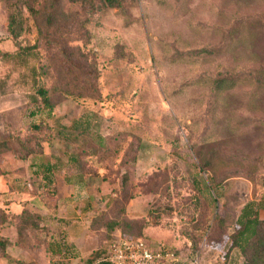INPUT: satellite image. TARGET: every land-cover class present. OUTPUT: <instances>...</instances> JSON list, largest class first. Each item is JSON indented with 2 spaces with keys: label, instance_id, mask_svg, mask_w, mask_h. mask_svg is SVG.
<instances>
[{
  "label": "rangeland",
  "instance_id": "374dc122",
  "mask_svg": "<svg viewBox=\"0 0 264 264\" xmlns=\"http://www.w3.org/2000/svg\"><path fill=\"white\" fill-rule=\"evenodd\" d=\"M6 15L7 4L0 1V53L38 43L39 59L30 65L45 63L46 44L29 15L17 41L9 37ZM87 28L89 45L80 39L72 44L94 54L101 99L67 100L50 119L29 116V69L0 54V141L23 137L31 121L46 119L53 140L45 145V160L85 149L110 166V180L87 178L74 203L61 204L54 216L33 191L32 160L0 157V192L11 201L2 205L9 225L0 228V237L10 240L9 255L36 264L52 258L57 264H87V255L108 247L119 231L97 223L93 236L86 232L82 250L69 251L79 261L51 258L42 248L50 231L66 240L63 226L70 219L88 225L81 212H71L76 203L107 211V219H127L126 237L142 236L184 257L197 255L202 264H244L237 251L226 256V245L243 206L264 199V0H126L120 8L97 11ZM62 127L71 129L63 133ZM124 173L120 204L107 210V194L121 187ZM59 187L60 196L69 193L61 182ZM200 199L211 211V225L215 218L225 229L197 234L191 227ZM24 208L40 213V224L49 228L46 234L23 232L29 247L15 245L16 217ZM143 220L149 227L141 231ZM85 231L75 232L81 237ZM217 235L221 241L212 242ZM94 264L107 262L102 257Z\"/></svg>",
  "mask_w": 264,
  "mask_h": 264
},
{
  "label": "trees",
  "instance_id": "16d2710c",
  "mask_svg": "<svg viewBox=\"0 0 264 264\" xmlns=\"http://www.w3.org/2000/svg\"><path fill=\"white\" fill-rule=\"evenodd\" d=\"M7 4V31L9 37L17 41L24 31L28 22L25 13L33 20L38 32L39 41L45 42L44 49L48 60L40 61L30 65V60H38L39 44L22 47L18 45L16 52H1L4 59L15 62L17 65L29 69L30 77L33 79V93L29 96V116L35 118L46 114L50 119L54 109L67 100H95L101 99L97 86L98 76L94 64V54L90 49L86 50L80 45H73L72 42L80 39L86 48L90 43V34L87 28L91 22V16L104 8H120L126 0H0ZM40 78L51 79L50 85L41 82ZM46 119L31 121L25 130L23 137L10 135L8 139L0 141V157L5 159L9 154L19 160H32L31 176L34 192L41 194L39 200L48 208L54 216L60 207L58 199L57 176H62L68 183L76 180L84 182L87 178L97 177L107 181L109 179L110 166L105 163L102 157H97L94 151L81 149L78 152L70 153L66 158L54 157L45 160V145L53 140L52 131L47 125ZM88 126V125H87ZM70 127H62L60 131L65 133ZM78 128V126H76ZM75 130V127L72 128ZM84 131H78L81 134ZM37 159L38 160L37 163ZM42 160V161H41ZM3 174L0 167V176ZM128 176L121 175V187L114 189L106 200L107 210L117 207L120 204L122 190L127 183ZM10 192V190H8ZM5 193L0 192V228L9 225L8 206L11 201L3 199ZM2 198V199H1ZM36 200L37 195L34 197ZM2 200V201H1ZM196 219L191 222V227L199 233L207 229L222 226L213 219L211 225V211L205 202L200 199ZM89 208V205H88ZM87 209V206H86ZM126 217V209H121ZM264 210V199L248 201L237 219L234 231L229 235L226 245V256L230 252L237 251L244 259V264H264V218H261L260 211ZM107 211L96 212L92 218L91 227L97 229V223L105 222L106 228L111 231H119L125 236L128 232L123 225H129L126 220L107 219ZM16 216H19L16 214ZM40 213H31L24 208L19 217H16V241L15 245L29 247L27 241L22 238L23 232H31L34 235L39 232L47 233V225H41ZM127 218V217H126ZM152 218L150 214V219ZM60 221V218H58ZM2 223V224H1ZM134 223H137L136 221ZM140 224L141 231L149 227V221L143 220ZM225 229L224 226H222ZM3 230V229H0ZM213 232V233H214ZM63 233V232H62ZM226 233V232H225ZM2 234V233H1ZM50 237L43 250L50 257L58 256L60 260H66L77 255H70L69 251L76 246L65 240L64 236L54 238L50 231ZM213 235V234H212ZM141 238L142 236H137ZM114 236L110 238L108 247L93 250L86 259L87 264H94L95 260L106 259L109 248L114 243ZM212 242H220L219 235L212 237ZM35 242V240H34ZM10 240L7 237H0V259H6L16 264H36L34 260H14L7 251ZM165 248L173 249L167 245ZM35 250L37 244L34 245ZM227 261V258H226ZM51 259L48 264H57ZM227 264V262H225Z\"/></svg>",
  "mask_w": 264,
  "mask_h": 264
},
{
  "label": "built area",
  "instance_id": "2783aa9c",
  "mask_svg": "<svg viewBox=\"0 0 264 264\" xmlns=\"http://www.w3.org/2000/svg\"><path fill=\"white\" fill-rule=\"evenodd\" d=\"M110 264H202L199 256L184 257L175 249L151 246L143 238L115 236L110 245Z\"/></svg>",
  "mask_w": 264,
  "mask_h": 264
},
{
  "label": "crops",
  "instance_id": "0c3cea01",
  "mask_svg": "<svg viewBox=\"0 0 264 264\" xmlns=\"http://www.w3.org/2000/svg\"><path fill=\"white\" fill-rule=\"evenodd\" d=\"M59 179L61 181H59ZM101 180H103V179H101ZM86 181H87V179L84 182H78V181L74 180L71 183H68L64 180V178L62 176L60 177L58 175L57 176V188H58L57 196H58V199L60 201V205L61 204H73L75 201L76 192L80 191L83 187H85ZM103 181H105V180H103ZM60 182H61L62 187H66L67 190L69 191V193H66L65 196H60V192H59V188H60L59 183ZM107 196H108V194H107ZM71 212H73V214H76V213L80 214L79 212H81L85 216L86 221H88V225L85 226V228L83 227V224H84L83 221L82 220H76L77 218H74L72 220L70 219L69 221L66 222V223H68V225L63 226L64 230L68 231L66 240L69 243H73L76 246V249L82 250L81 246L84 242V238L86 237V232H87L88 236H90V237L93 236L95 233V231L92 230L91 222H92V218H93L94 214L96 213V211L93 209H90V208L80 209L79 207H77V204L75 203V206L73 205V210ZM260 216H261V218H264V210L260 211ZM66 220H68V219L66 218ZM77 230H82V231L86 230V231H85V234H83L81 237H77L78 232L77 233L75 232ZM93 250L87 255V257L93 252ZM79 260H81V256L78 255L76 257L68 258L64 261L65 262H70V261L73 262V261H79ZM28 261H31V260H28Z\"/></svg>",
  "mask_w": 264,
  "mask_h": 264
}]
</instances>
